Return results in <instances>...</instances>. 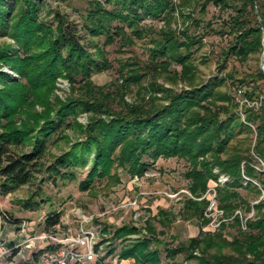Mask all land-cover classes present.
Here are the masks:
<instances>
[{
  "label": "trees",
  "instance_id": "1",
  "mask_svg": "<svg viewBox=\"0 0 264 264\" xmlns=\"http://www.w3.org/2000/svg\"><path fill=\"white\" fill-rule=\"evenodd\" d=\"M93 2L82 20L90 36L105 35L111 42L110 34L114 33L123 42L131 43L125 27L137 39L146 32L157 35L151 41L150 57L145 65L129 62L126 68L120 67L118 73L122 82L116 86L114 94L91 82V69L99 66L96 57L102 63L100 68H109V65L99 50L96 49L93 57L85 50L75 27L65 16L53 11L52 21L47 22L39 16L44 6L38 0H0V36L16 45L0 44V69L8 67L19 77L16 80L0 70L1 192L29 184L43 169L41 160L47 154L52 137H58L66 129L77 130L84 134V139L73 144L69 152L56 157L54 165L46 171L55 179H67L74 167H88L85 179L79 183L84 191L91 188L95 179L109 177L116 166L142 176L146 167L160 158L183 159L188 164L184 176L191 197L183 201L182 213L185 219L200 222L199 233L175 248H166V257L173 259L181 255L184 261L195 259L197 264H264V213L248 223L247 232H238L227 242L220 232L202 231L205 222L199 219L208 201L197 200L205 193L208 182L217 180L218 173L212 171L216 168L230 179L216 186L218 207L230 213L238 206L241 198L237 189L242 187L243 176L257 177L252 161L259 159L264 167V103L258 109H244L242 120L237 103L220 89L227 76L213 77L207 84L199 79L191 56L192 48L201 44L202 36L198 33L191 36L186 29L176 34L169 28V20L175 12L173 3L114 0L115 6L107 10ZM106 2L111 4V0ZM209 3L226 13L221 19L223 32L229 30L233 35L225 54L241 62L250 53L263 52L264 0H202L199 2L201 14ZM145 17H162L164 29L156 32L141 27L139 22ZM146 76L162 78L168 83L179 82L188 89L175 93L152 81L149 88H140L137 102H126L124 93L131 86L139 85ZM255 77L264 80L260 69ZM58 78L69 82L70 95L64 101L54 94ZM243 83L244 80L239 81L241 86ZM257 92L255 86L244 92V97L252 99L258 96ZM82 112L90 113L86 125L76 120ZM251 126L255 127L253 145L249 138L253 133ZM240 134L245 137L239 140ZM60 138L65 137L60 135ZM90 155L92 158L88 160ZM261 184L264 188V179ZM244 187L259 194L251 183ZM40 202H26L25 207L33 208ZM262 206L259 203L256 208ZM161 215L167 219L162 210L158 216ZM60 219V212H49L43 221L44 231L52 233ZM159 222L165 225L166 221ZM146 229L147 238L124 249L122 258L132 257L139 264L160 263L158 250L150 249L149 245L161 242L150 222ZM134 232V227H121L113 237ZM223 247H229L232 254L221 253Z\"/></svg>",
  "mask_w": 264,
  "mask_h": 264
},
{
  "label": "rangeland",
  "instance_id": "2",
  "mask_svg": "<svg viewBox=\"0 0 264 264\" xmlns=\"http://www.w3.org/2000/svg\"><path fill=\"white\" fill-rule=\"evenodd\" d=\"M38 1L42 2L44 6L39 12L40 17L51 22L52 12L58 11L75 27L80 44L92 57L97 54L96 49L103 54L109 68H100L102 63L97 57L95 58L99 66L92 67L90 73V80L95 86L104 87L105 90L114 94L116 86L122 82L118 73L121 66L126 68L125 64H129V62L142 66L148 62L150 57L148 50L152 47V39L157 35L146 32L144 37L137 39L131 35L128 27H125L124 32L132 41L131 43L123 42L122 38L114 33L110 34L113 38L111 42H108L105 35L90 36L84 29L82 20L91 9L93 1L108 10L115 6L114 0H111V4H108L107 0ZM167 1L175 5V12L169 20L170 29L176 34L186 29L187 34L191 36L195 33L202 36L201 44L192 48L191 56L199 79L207 84V81L213 77L227 76L220 89L227 92L230 98L237 103L238 114L242 120L244 119V109H258L264 103V80L255 77L257 70L261 68L262 53H250L241 62L230 54H225L229 44L233 41V35L229 33V30L223 32L221 19L226 17V13L220 12L212 3H209L205 13L201 14L199 2L202 0ZM115 23L113 22V25ZM139 25L146 29L152 28L156 32L165 27L162 17L157 19L142 18ZM2 42H8L16 47L7 37L0 36V44ZM175 69L179 70V67ZM0 70L11 78L19 79L18 75L8 67H1ZM228 76L231 79H228ZM242 80H244L243 86L239 84V81ZM152 81L171 88L175 93L181 89H188L179 82L168 83L162 78L155 79L146 76L139 85L131 86L124 93L123 99L128 103L137 102L140 88H149ZM55 85L54 94L60 100L64 101L69 97L70 87L67 79L58 78ZM255 86L258 88V96L252 99L244 97V92L250 91ZM112 105L115 106L114 103ZM37 110L40 108L37 107ZM89 115L90 113L82 112L77 115L76 120L80 124L86 125ZM101 117L106 119L105 115ZM251 127L253 133L249 138L253 145L255 127ZM60 135L65 138L61 139ZM244 137L245 134H240L237 139L240 140ZM83 139L84 134L77 130L66 129L59 133L58 137H52L48 143L47 154L41 160L43 169L35 174V178L29 184L13 188L7 193L1 192L0 186V264H32L43 252L48 250V247H54V241L51 238L73 237L81 223L94 227L98 231L100 256L95 264H139L132 257L122 258L121 253L137 241L147 238L146 225L148 222L154 226L161 242L159 245L152 243L149 245L150 249L156 247L158 250L159 264H197L195 259L186 262L181 255L169 259L165 254L166 248H175L180 242L195 237L199 233L200 222L196 219L187 220L182 213L183 201L186 197H191L187 191L188 180L184 176L188 166L187 162L177 158H160L148 165L142 176L131 174L127 168L116 166L111 169L109 177L95 179L91 188L84 191L79 187V183L85 179L88 167H74L71 171L72 174L67 179H55L51 172L46 171L48 167L54 165L56 157L69 152L73 144ZM91 158L92 155L88 157V160ZM262 164L259 159L252 161L253 167L257 170V177L243 176L242 187L237 189L241 201L230 213L218 207L216 193V186L223 185L230 179L227 175L219 173L218 169L212 170L214 173H218L217 180L209 181L205 193L197 198V200L206 199L208 201L199 219L205 222L201 227L202 231L220 232L227 242H230L238 232L248 231V223L264 213V188L261 184L264 179V167ZM248 183L255 186L259 194L246 189L244 186ZM35 201L41 202L33 208L25 207L26 202L33 203ZM211 201L222 212L221 217L218 218L220 224L216 228L210 226V218L206 214V209ZM259 203H262L263 206L257 209ZM160 210L167 215V219L165 215H161L164 219L158 216ZM51 211L61 213L60 224L55 227V230H52V233L42 235L43 221ZM158 218L166 221L165 225H162ZM222 226L223 228L220 229ZM121 227H134L136 232L114 238L113 234ZM220 252L226 255L232 254L229 247H223ZM194 255L199 254L194 252ZM247 256L249 257V255Z\"/></svg>",
  "mask_w": 264,
  "mask_h": 264
},
{
  "label": "built area",
  "instance_id": "3",
  "mask_svg": "<svg viewBox=\"0 0 264 264\" xmlns=\"http://www.w3.org/2000/svg\"><path fill=\"white\" fill-rule=\"evenodd\" d=\"M206 214L210 218V226L216 228L220 224L218 218L222 212L213 201L207 207ZM98 235L94 227L81 223L73 237L65 239L49 237L54 241L53 249L43 252L32 264H95L100 256Z\"/></svg>",
  "mask_w": 264,
  "mask_h": 264
},
{
  "label": "water",
  "instance_id": "4",
  "mask_svg": "<svg viewBox=\"0 0 264 264\" xmlns=\"http://www.w3.org/2000/svg\"><path fill=\"white\" fill-rule=\"evenodd\" d=\"M262 30H263V33H264V29H262ZM262 44H263V48H264V34H263ZM261 56H262V57H261V60H260V64H261V68H260V70H261V72L264 74V70H263L264 49H263V52H262Z\"/></svg>",
  "mask_w": 264,
  "mask_h": 264
},
{
  "label": "crops",
  "instance_id": "5",
  "mask_svg": "<svg viewBox=\"0 0 264 264\" xmlns=\"http://www.w3.org/2000/svg\"><path fill=\"white\" fill-rule=\"evenodd\" d=\"M47 234H50V232L47 233V232L44 231V229H42V235H47Z\"/></svg>",
  "mask_w": 264,
  "mask_h": 264
}]
</instances>
